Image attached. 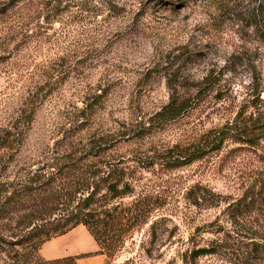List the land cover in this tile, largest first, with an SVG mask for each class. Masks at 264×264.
Returning a JSON list of instances; mask_svg holds the SVG:
<instances>
[{
  "label": "rangeland",
  "instance_id": "374dc122",
  "mask_svg": "<svg viewBox=\"0 0 264 264\" xmlns=\"http://www.w3.org/2000/svg\"><path fill=\"white\" fill-rule=\"evenodd\" d=\"M46 1L0 14V136L11 133L0 146V208L4 189L15 191L70 145L88 163L154 156L231 121L252 94L264 101V0H50L47 9ZM173 89L187 109L149 125ZM228 150L176 170L150 161L135 169L133 195L122 202L147 199V223L101 264H184L193 245L229 246L228 203L264 167L245 145ZM194 184L221 200L190 205ZM15 218L0 212V232ZM9 262L0 252V264Z\"/></svg>",
  "mask_w": 264,
  "mask_h": 264
},
{
  "label": "trees",
  "instance_id": "16d2710c",
  "mask_svg": "<svg viewBox=\"0 0 264 264\" xmlns=\"http://www.w3.org/2000/svg\"><path fill=\"white\" fill-rule=\"evenodd\" d=\"M25 1L29 0H7L0 14ZM48 5L50 0L45 3L46 9ZM168 84L174 87V83ZM186 109L187 100L173 89L168 103L151 117L149 125L151 121L159 124L174 121ZM247 109L250 111L246 114ZM10 134L5 131L0 136V146L8 143ZM235 144L257 152L264 167V101L258 93L252 94L231 121L204 133L196 143L154 152L156 158L88 163L87 156H75L80 149L70 145L68 154L50 157L49 163L37 168L25 181L21 180L15 191L7 193L4 189L0 212L16 214L14 225L0 232V252L10 260L5 264H77L81 256L47 261L39 256V249L46 241L79 225L86 228L99 247L97 254H113L136 226L147 223L150 214V203L144 197L127 204L122 202L133 195L135 169L145 168V162L150 161L147 163L150 166L176 170L224 150L228 152ZM247 179L243 194L226 208L232 229L224 243L229 241V246L216 241L193 245L182 260L184 264H197L198 258L206 256H223L224 264H264V171ZM210 192L205 186L194 184L188 189L186 200L196 208L205 206L209 199L212 203L221 200ZM11 200L13 211L7 209ZM200 231L196 229L197 234ZM34 239L38 241L31 243Z\"/></svg>",
  "mask_w": 264,
  "mask_h": 264
},
{
  "label": "crops",
  "instance_id": "0c3cea01",
  "mask_svg": "<svg viewBox=\"0 0 264 264\" xmlns=\"http://www.w3.org/2000/svg\"><path fill=\"white\" fill-rule=\"evenodd\" d=\"M97 252V244L86 228L79 225L43 243L39 249V256L47 261L81 256L77 264H101L102 255Z\"/></svg>",
  "mask_w": 264,
  "mask_h": 264
},
{
  "label": "water",
  "instance_id": "95a60500",
  "mask_svg": "<svg viewBox=\"0 0 264 264\" xmlns=\"http://www.w3.org/2000/svg\"><path fill=\"white\" fill-rule=\"evenodd\" d=\"M37 169V167H35V170Z\"/></svg>",
  "mask_w": 264,
  "mask_h": 264
}]
</instances>
